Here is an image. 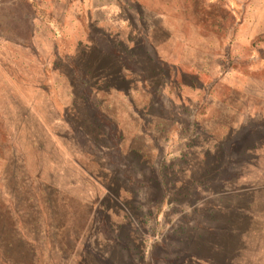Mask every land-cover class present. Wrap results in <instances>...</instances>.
Segmentation results:
<instances>
[{
    "label": "rangeland",
    "instance_id": "obj_1",
    "mask_svg": "<svg viewBox=\"0 0 264 264\" xmlns=\"http://www.w3.org/2000/svg\"><path fill=\"white\" fill-rule=\"evenodd\" d=\"M14 149L0 264H264V0H0Z\"/></svg>",
    "mask_w": 264,
    "mask_h": 264
},
{
    "label": "water",
    "instance_id": "obj_2",
    "mask_svg": "<svg viewBox=\"0 0 264 264\" xmlns=\"http://www.w3.org/2000/svg\"><path fill=\"white\" fill-rule=\"evenodd\" d=\"M8 159V164L3 171V184L0 183V209L7 213L9 216H17L20 212L16 203L11 202L9 195L13 192L12 188L16 191H22L26 196V200L29 201V206L32 207L31 199L35 194L43 192V185L38 175L33 174L27 167L25 156L21 152L14 149ZM10 188H8L6 186ZM92 209L87 205V209ZM90 209L87 210L90 212Z\"/></svg>",
    "mask_w": 264,
    "mask_h": 264
},
{
    "label": "crops",
    "instance_id": "obj_3",
    "mask_svg": "<svg viewBox=\"0 0 264 264\" xmlns=\"http://www.w3.org/2000/svg\"><path fill=\"white\" fill-rule=\"evenodd\" d=\"M106 6H108V5H106ZM106 10L112 12V7L109 5V6L107 7ZM120 15H121V16L118 17V16H114V14H112V16H110L109 19H112V22L115 21L116 23H118L117 25L122 24L123 21H121V20H122L121 17H123V15H122V14H120ZM164 39H165V38H162L161 40L157 39V46L160 45V44H162L163 41H165ZM158 40H159V41H158Z\"/></svg>",
    "mask_w": 264,
    "mask_h": 264
},
{
    "label": "trees",
    "instance_id": "obj_4",
    "mask_svg": "<svg viewBox=\"0 0 264 264\" xmlns=\"http://www.w3.org/2000/svg\"><path fill=\"white\" fill-rule=\"evenodd\" d=\"M164 64H165V63H164ZM88 73H89V74H92V73H93V71H91V70H90ZM75 75L77 76V74H76V73H75Z\"/></svg>",
    "mask_w": 264,
    "mask_h": 264
}]
</instances>
